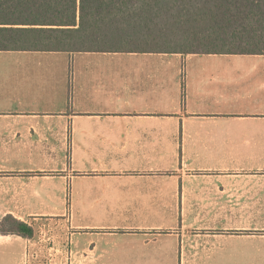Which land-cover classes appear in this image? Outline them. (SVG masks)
Here are the masks:
<instances>
[{"label": "crops", "instance_id": "crops-1", "mask_svg": "<svg viewBox=\"0 0 264 264\" xmlns=\"http://www.w3.org/2000/svg\"><path fill=\"white\" fill-rule=\"evenodd\" d=\"M231 57L264 64L0 51V219L38 229L0 264H264V65Z\"/></svg>", "mask_w": 264, "mask_h": 264}, {"label": "trees", "instance_id": "trees-1", "mask_svg": "<svg viewBox=\"0 0 264 264\" xmlns=\"http://www.w3.org/2000/svg\"><path fill=\"white\" fill-rule=\"evenodd\" d=\"M0 51L264 55V0H0Z\"/></svg>", "mask_w": 264, "mask_h": 264}, {"label": "rangeland", "instance_id": "rangeland-1", "mask_svg": "<svg viewBox=\"0 0 264 264\" xmlns=\"http://www.w3.org/2000/svg\"><path fill=\"white\" fill-rule=\"evenodd\" d=\"M239 60L240 59H237L235 57H231V58H228L226 61H224V63L225 62H228V63L230 62L232 65L245 64V65H254L256 67H262L264 65L263 63L258 62V61H254L252 59H247L243 63L241 61H239ZM218 63H223V62L219 61ZM185 64H186V67H187V65H188L187 63H184L182 65H185ZM146 212H148V211H146ZM149 212H151V210H149ZM152 214H153V216L147 217V215H146V217H140V218H133L132 216H129L128 217L129 220H128L127 224H135V225H149V224H152V225H163V226L165 225V221L163 220V218L156 217L154 215L155 214L154 211L152 212ZM89 218H90V222H92V223L114 224V223L118 222V220L115 219V217H111V216L102 217V216H97V215L91 214V216ZM57 219H60V221L58 220L59 223H57V224H54L55 219L43 223V225L45 224V226L43 227V230L47 233V236H55V235H57V233H56L57 230H61L62 232L64 231L65 233L70 232V231L73 230V229H71V222L70 221L66 222V220H63V219H66V217L57 218ZM119 223H122L121 219H120ZM33 225L36 226V224H33ZM39 230H40V228H39Z\"/></svg>", "mask_w": 264, "mask_h": 264}]
</instances>
